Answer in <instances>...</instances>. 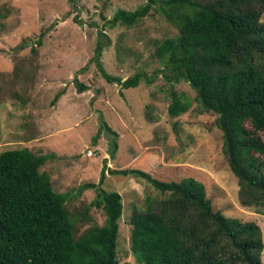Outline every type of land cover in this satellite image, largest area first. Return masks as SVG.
Returning a JSON list of instances; mask_svg holds the SVG:
<instances>
[{"label": "rangeland", "instance_id": "1", "mask_svg": "<svg viewBox=\"0 0 264 264\" xmlns=\"http://www.w3.org/2000/svg\"><path fill=\"white\" fill-rule=\"evenodd\" d=\"M147 1L0 0V153L28 148L51 155L40 172L49 176L56 193L67 196L76 238L105 222L103 210L91 206L96 190L84 188L98 184L104 169L100 188L122 198L118 264H138L131 251V215L145 211L148 198L153 202L167 194L108 169L140 170L167 182L193 178L204 185L215 211L258 223L264 242V208L239 204L238 180L222 151L217 116L196 102L187 83L170 84L160 73L156 47L175 38L177 26L157 6L132 27L109 24L117 10L133 11ZM98 40L104 43L100 60L107 74L125 80L140 73L153 82L143 80L127 90L108 84L91 63ZM75 80L86 86L83 93ZM172 91L191 104L177 117L168 114ZM102 122L117 138L97 134ZM261 258L264 262V249Z\"/></svg>", "mask_w": 264, "mask_h": 264}, {"label": "trees", "instance_id": "2", "mask_svg": "<svg viewBox=\"0 0 264 264\" xmlns=\"http://www.w3.org/2000/svg\"><path fill=\"white\" fill-rule=\"evenodd\" d=\"M155 6L178 28L175 38L156 47L160 73L170 84L187 83L196 102L217 116L222 151L238 180L239 204L264 208V0H148L133 11L117 10L109 24L132 27ZM103 45L97 41L91 63L108 84L127 90L143 80L153 82L140 73L125 80L107 74L100 60ZM76 85L78 93L86 90ZM171 98L169 116L189 110L183 94L172 91ZM101 131L117 138L105 122L97 134ZM112 148L113 156L115 140ZM50 158L28 148L0 153V264H118L121 195L100 188L103 169L99 183L84 188L96 190L91 206L103 210L105 222L74 237L67 196L56 193L49 176L40 172ZM108 173L145 180L167 194L153 202L148 198L145 211L130 217L131 251L138 264H264L260 225L215 211L201 182L160 181L135 169Z\"/></svg>", "mask_w": 264, "mask_h": 264}, {"label": "built area", "instance_id": "3", "mask_svg": "<svg viewBox=\"0 0 264 264\" xmlns=\"http://www.w3.org/2000/svg\"><path fill=\"white\" fill-rule=\"evenodd\" d=\"M89 154H90V156H91V154H92V153H91V152H89V153H88V155H89Z\"/></svg>", "mask_w": 264, "mask_h": 264}]
</instances>
